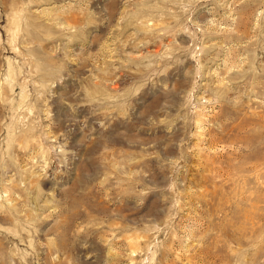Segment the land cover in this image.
Masks as SVG:
<instances>
[{"label": "rangeland", "instance_id": "374dc122", "mask_svg": "<svg viewBox=\"0 0 264 264\" xmlns=\"http://www.w3.org/2000/svg\"><path fill=\"white\" fill-rule=\"evenodd\" d=\"M0 264H264V0H0Z\"/></svg>", "mask_w": 264, "mask_h": 264}]
</instances>
